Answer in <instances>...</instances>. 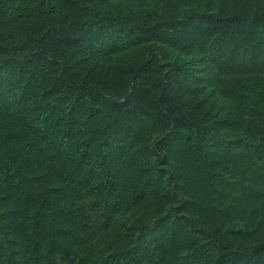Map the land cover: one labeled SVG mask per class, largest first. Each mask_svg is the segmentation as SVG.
<instances>
[{"label": "rangeland", "instance_id": "374dc122", "mask_svg": "<svg viewBox=\"0 0 264 264\" xmlns=\"http://www.w3.org/2000/svg\"><path fill=\"white\" fill-rule=\"evenodd\" d=\"M1 45L0 92L41 95L101 170L48 171L30 211L0 169V264H199L222 247L264 264V0H0ZM19 120L0 107V156Z\"/></svg>", "mask_w": 264, "mask_h": 264}, {"label": "trees", "instance_id": "16d2710c", "mask_svg": "<svg viewBox=\"0 0 264 264\" xmlns=\"http://www.w3.org/2000/svg\"><path fill=\"white\" fill-rule=\"evenodd\" d=\"M8 47L1 45L0 51L7 50ZM17 48H15V51ZM27 57V53L23 52ZM43 99L41 95L35 92H25L14 85L7 86L0 92V107L7 112H13L20 118L22 122L20 132L17 135L7 132V136L3 141L8 142V151L0 156V169L7 172L8 179L10 180V188L12 194L25 203H33L29 208L30 211L35 210V207L41 211L48 204L41 196L37 194L38 184L43 177L47 176V172L51 170L62 169L71 167L78 170L80 167L89 166L94 172H99L101 166L99 165L100 158H89L85 156L86 149L82 145L79 147V155L76 157V149L80 142L77 138L80 136L81 128L76 131L72 125L65 123L61 128H57V122H52L49 119L41 118L46 112L40 110L39 103ZM39 109V110H38ZM41 124V125H40ZM24 127H30L33 133H42L52 135L51 139H46L47 143L41 144L40 140L35 136L27 138V133ZM261 138L264 143V120L259 127ZM70 136V137H69ZM47 145L55 149V153H45ZM262 146V145H261ZM24 148L23 152H16L18 148ZM6 202L8 197L3 198ZM9 211L7 219L12 217L15 213ZM4 214L0 211V217L3 218ZM5 223V222H2ZM40 223L37 224V227ZM222 246V244L220 243ZM220 253L214 255L210 250L199 249L194 252V256L199 260V264H242L236 254H227L223 252V247L218 250ZM123 253H112L103 258H99L97 264H122L124 262ZM1 256V255H0ZM2 255V264H8V259ZM240 261V262H239ZM91 264V263H90ZM263 264V263H259Z\"/></svg>", "mask_w": 264, "mask_h": 264}]
</instances>
